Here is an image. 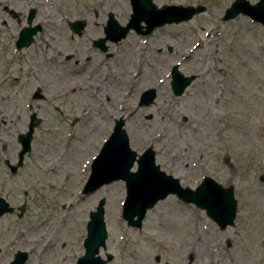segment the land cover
I'll use <instances>...</instances> for the list:
<instances>
[{
  "label": "rangeland",
  "instance_id": "1",
  "mask_svg": "<svg viewBox=\"0 0 264 264\" xmlns=\"http://www.w3.org/2000/svg\"><path fill=\"white\" fill-rule=\"evenodd\" d=\"M152 1L204 10L147 35L129 33L111 56L97 58L91 83L0 85V196L14 207L0 216V264L18 250L27 252L24 264H74L101 197L106 239L99 255H112L107 264H264V28L242 14L223 21L234 0ZM48 2L53 21L75 17L79 5L85 18L100 14L102 24L108 11L120 24L130 12L128 0ZM39 53L48 55L41 46ZM173 64L194 75L178 96L169 86ZM35 87L43 100L30 99ZM147 88L156 97L139 112L136 100ZM30 113L39 119L31 148L11 174L3 161L14 163L16 135ZM118 117L130 147L139 154L151 145L155 163L182 186L194 188L204 175L232 184L234 223L219 229L203 210L167 195L134 228L120 216L123 181L82 194L89 163Z\"/></svg>",
  "mask_w": 264,
  "mask_h": 264
},
{
  "label": "water",
  "instance_id": "2",
  "mask_svg": "<svg viewBox=\"0 0 264 264\" xmlns=\"http://www.w3.org/2000/svg\"><path fill=\"white\" fill-rule=\"evenodd\" d=\"M128 1L130 14L124 25H120L111 12L108 13L103 26L104 36L94 42V45L98 46L101 51L107 49L104 42H117L130 29L138 34L146 35L156 27L187 21L204 10V6L200 4H162L157 6L152 0ZM238 14L248 16L264 28V0H257L254 4L249 3L248 0H234L225 9L221 19L226 21ZM29 35L30 31L25 32L22 29L19 38L22 39L25 36L29 39ZM169 73V86L175 96L182 94L194 79L192 74H182L178 70L177 64L171 66ZM33 96L41 97L39 88L35 89ZM154 97V88L144 89L139 95V104L151 103ZM38 122L39 119L35 113H31L26 130L16 135V141L19 144L16 160L14 163L5 161L11 174L16 173L17 169L21 167L24 155L30 151L33 130ZM123 125L122 117L114 120L110 133L90 162L89 173L81 189L82 194L92 193L102 185L122 180L125 194L121 203V218L126 225L134 228H140L146 211L167 195H174L178 200L203 210L219 229L233 224L236 200L231 184L223 186L213 178L204 176L194 188L182 186L178 178L166 174L155 163L154 150L151 145L139 154L130 147ZM134 163L135 167L132 168ZM259 179L264 182V169ZM16 208L20 214L24 210V203ZM103 208L104 198L101 197L94 210L89 211L85 224V237L82 242L83 253L77 257L75 264H106L112 259L110 253L105 252L104 258L98 254L100 247L105 248L106 239ZM11 212H13V207L0 196V216ZM262 245L264 246V239ZM26 258L27 252L18 250L13 254L9 264H24Z\"/></svg>",
  "mask_w": 264,
  "mask_h": 264
},
{
  "label": "flooded vegetation",
  "instance_id": "3",
  "mask_svg": "<svg viewBox=\"0 0 264 264\" xmlns=\"http://www.w3.org/2000/svg\"><path fill=\"white\" fill-rule=\"evenodd\" d=\"M50 4L48 0H0V85L29 82L44 85L46 81L59 85L91 83L98 72L97 58L101 55L106 58L111 56L109 49L119 45L129 33L138 34L134 30H128L117 42H104L107 49L101 51L94 42L104 36L103 26L111 11L106 13L103 24L96 11L85 18L80 5L77 10H73L77 13L75 17L66 18L64 22L59 18L53 21L50 20ZM128 7L130 10L129 1ZM112 15L119 23L117 17L113 13ZM128 16L129 13L125 16V22ZM125 22L119 24L124 25ZM22 29L30 31L29 39L25 36L19 38ZM40 46L48 55L42 56L39 53ZM36 88L39 87L34 88L30 99L43 100L45 97L40 88L41 97L33 96ZM152 103L153 101L139 104L138 95L135 110L141 112V109ZM119 116L123 117L122 114Z\"/></svg>",
  "mask_w": 264,
  "mask_h": 264
}]
</instances>
